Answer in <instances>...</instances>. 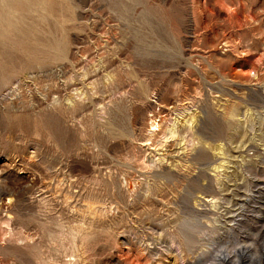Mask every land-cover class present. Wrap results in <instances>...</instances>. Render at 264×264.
Instances as JSON below:
<instances>
[{"label": "rangeland", "instance_id": "rangeland-1", "mask_svg": "<svg viewBox=\"0 0 264 264\" xmlns=\"http://www.w3.org/2000/svg\"><path fill=\"white\" fill-rule=\"evenodd\" d=\"M236 257L264 264V0H0V264Z\"/></svg>", "mask_w": 264, "mask_h": 264}, {"label": "bare ground", "instance_id": "bare-ground-1", "mask_svg": "<svg viewBox=\"0 0 264 264\" xmlns=\"http://www.w3.org/2000/svg\"><path fill=\"white\" fill-rule=\"evenodd\" d=\"M216 176L219 174V171H216ZM208 201V200H207ZM208 202H210V201H208ZM226 255V254H225ZM231 257V256H230ZM225 258H226V256H225ZM242 259H240L239 257H236L235 259H231V260H227L230 264H239L240 263V261H241ZM225 262V261H224Z\"/></svg>", "mask_w": 264, "mask_h": 264}]
</instances>
